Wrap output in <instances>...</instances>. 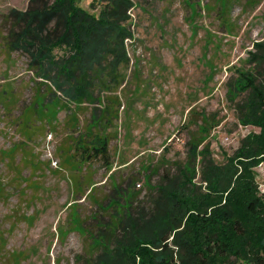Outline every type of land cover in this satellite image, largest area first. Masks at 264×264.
Instances as JSON below:
<instances>
[{
    "label": "rangeland",
    "instance_id": "374dc122",
    "mask_svg": "<svg viewBox=\"0 0 264 264\" xmlns=\"http://www.w3.org/2000/svg\"><path fill=\"white\" fill-rule=\"evenodd\" d=\"M90 1L82 5L90 8ZM92 1L99 11L100 1ZM132 2L121 85L101 93L119 102L113 105L117 119L106 130V166L80 161L72 151L90 106L77 113L75 125L68 111L50 120L29 112L35 76L27 57L4 43L5 14L25 8L26 0H0V264H74L87 241L73 214L90 226L97 203L118 194L120 202L137 194L131 212L141 229L160 235L175 221L174 208L157 188L187 165L186 142L209 145V156L222 163L246 134L260 132L239 121L236 102L245 94L234 96L228 87L254 44L264 40V0L253 6L233 0L224 16L229 27L214 0ZM103 105L95 103L97 112ZM199 167L198 157L196 182ZM255 170L264 191V162Z\"/></svg>",
    "mask_w": 264,
    "mask_h": 264
},
{
    "label": "trees",
    "instance_id": "16d2710c",
    "mask_svg": "<svg viewBox=\"0 0 264 264\" xmlns=\"http://www.w3.org/2000/svg\"><path fill=\"white\" fill-rule=\"evenodd\" d=\"M99 1L101 8L95 11L92 0L93 10L82 0H26L25 8L12 7L5 14L9 27L4 43L8 51L27 57L35 76L36 97L29 112L50 120L68 111V121L75 125L77 113L90 106L89 120L73 138L72 151L80 161L101 160L109 166L106 130L117 119L113 105L119 102L101 93L121 85L118 76L128 61L125 40L132 37L133 2ZM232 1L214 0L223 23ZM253 47L228 92L245 94L236 102L238 119L260 132L246 134L222 163L209 156V145L199 149L201 141L186 142L187 165L173 178L168 174L157 188L174 208L171 220L176 223L166 224L160 235L140 228L130 209L137 199L134 193L129 201L120 202L118 194L104 205L97 203L90 226L73 214V224L81 227L87 241L85 254L76 255L74 264H264V191L255 170L264 162V40ZM95 103L104 104L99 112Z\"/></svg>",
    "mask_w": 264,
    "mask_h": 264
}]
</instances>
